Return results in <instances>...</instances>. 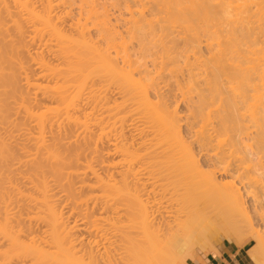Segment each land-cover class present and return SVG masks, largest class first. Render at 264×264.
Wrapping results in <instances>:
<instances>
[{
	"label": "rangeland",
	"instance_id": "obj_1",
	"mask_svg": "<svg viewBox=\"0 0 264 264\" xmlns=\"http://www.w3.org/2000/svg\"><path fill=\"white\" fill-rule=\"evenodd\" d=\"M1 1H3V3ZM19 1L22 2V1H29V0H19ZM41 1L40 0H30L27 3H28V6L30 9L34 8V10L37 11V13L39 12V14H40L43 10L45 11V9L43 8L44 7L43 3L45 1L44 0L42 2ZM55 1L56 0H54L53 2H55ZM87 1H89V2L92 1L90 4H92L93 6H91L89 4V2L86 3V5L84 4L85 6H82V8L84 7L83 9L85 11L82 8H80L81 10L78 9L79 6L77 4H79V3L76 2L75 6L70 5L71 8L69 7V3H67L68 5L65 4L64 8H62L63 7L62 5H61V7H59L60 5H58L59 8L57 6L51 7V10L49 12V16L52 15L50 18L52 19L51 23H53L55 26L54 29H56V27H57L58 30H56V31H59V33L61 32L64 35V38L67 37L68 39H70V38L73 39L75 42V45H76V41H77V46L80 48L79 49L80 51H79L78 49L75 48L77 46H75V45L73 46V40H72V45L70 43L71 46L69 45V42L64 43L66 47L68 45L71 48L73 47L72 49H68V54L71 53V55H66V54H64L65 51H63V49H60V46L59 47L56 46V44H57V41L55 39L56 37H54L53 33L49 32L50 31L49 29L44 30L45 28L40 26L39 23L36 24L37 22L35 23V22H33V20L31 21L29 18H27L28 15H27V13H25L26 11L25 10L20 11L22 9H20L17 5H15L16 3H13L14 0H0V5L2 6V7H0V10H1L0 11V17L2 18V15H3V18L0 19V29L2 30L0 32V34H1L0 37L2 39V40H0V45H1L0 50L2 51V52L0 51V55L2 56V53H3V56L5 54H7V58L10 57L7 60H10L13 62V64H12L11 62H9V61L7 62L5 60V63L6 64L8 63V64L7 65L2 64V66H1L3 68L5 67L3 70L4 76L6 75L5 78H7V75H9L12 78L10 79L8 76L9 80H6L5 78H4L5 79L4 81L0 80V86L3 82L5 83V84H2V86H1V88L3 87L4 91H1V88H0V96L2 95L0 98V102L3 104V105L0 104V108L2 109L0 111V143H2V141H3L5 146L8 145L7 148L11 147L10 149L8 148V150H10V151H8L10 153V155L7 158V160H5L6 162L7 161H9V162L8 163L0 162L1 163L0 166L2 167V168L0 167L1 168L0 174L1 173L4 174V175L2 174L4 177H2L0 175L2 177V178L0 177V210H1L0 211V220H2L1 218L3 216L1 214L3 211V205H2L3 203L2 202L5 199L4 200L5 205H6V203H8L6 206L8 208L7 209L8 213H10L9 215L12 216V218L14 217L13 219H10L12 227H14L15 229H18V228L20 229L23 226L25 228L24 229L22 227L23 230L21 231V232H23V233H21V240H23L24 242H28L30 237H33V236L35 237V238L34 237L33 238L37 240V243L40 245V248L43 251H45L46 254L48 255L47 260L45 261L47 264H60L59 262H62V264H63V263L68 262L67 258H70V259L76 258L77 260L79 258H81V259H83L84 263L87 262V255L84 252V247L88 242L91 243L94 240V237H93L94 232L92 231L93 228L90 230V225L87 226L84 223L87 221V218L90 221H93V219H95L96 217H98V219L102 218L104 221H102L100 223L103 226V228L108 230L107 231L108 233H112L113 230L116 229V227L119 228V226H122V224L125 223L124 221L126 220L125 218H127V217L121 211H112L108 207L112 206V208H114V204L116 202H118L121 198H124L122 196H124V194H125V191H124L125 188L130 189V190L127 189L129 191H126L128 194L132 193V188L134 186V183L135 182L137 183L136 178L139 177L136 175L137 173L135 174V172H136V170H139L138 166L141 165V163L138 162L135 157L140 155L147 148L146 146H148V144H150V140L152 138H155V134H157L156 131L161 130V129H159L158 126H156V125H158V118L161 119V117L166 115V114L170 115V118H172V116H173L172 119L175 121L174 123L179 125V126L178 125L176 126V124H175L177 131H178V134H180L179 136H181V137H178L175 134H173L176 136V137L174 136V139H173V135L171 134L172 137H170L171 139L169 138V141L170 140H172V141L176 140L177 141V140L182 139L186 143V145L187 144L190 145V147L193 149V152L195 153L194 155H197V156H195L196 159L198 158L199 154L197 153V148H196L197 146L195 144H192V142H193V138H192L193 132L192 131H197L201 127V125L204 123V120H203L204 117L201 116V114H202L201 112L206 110L205 112H203L204 114H206L207 110L210 107L208 109L206 108L203 111L200 110L201 112L197 110L198 109L197 107H199L200 102L201 103H202V101L205 102L206 98H208V100L210 98V101H211V99H213V101L215 102L214 103L215 107H216V104H219V101L216 100L218 98V96L215 99V97H213L215 95V93L212 92V94H210L211 93L210 91H212V90L210 89V87H208V83L206 81L204 82V80H203L205 75H203L204 73H203L202 68L206 70V68H204V67H206L205 63L207 64L211 60L210 56H213V52L214 51L218 52V50H221L222 47L221 48L219 47V49H218V47L215 46L217 43L219 44L221 39H223V38L225 39V40L223 39L224 41L222 40L220 42L221 45L224 46L225 48H227V46L230 43L234 44V41L233 42L230 41V43H229V39H228V37H226L227 35L225 36L226 33L223 32L225 30L228 31V28H229V30L231 28L234 29V32L237 31V32H235V35H234L235 38H233V36H231V37L234 40H236V43L239 41L237 43L238 47L236 44H234L236 46H234V45L232 46L230 44L232 46L231 51L233 52V54H235V53H238V51L235 52V50L240 49L239 51L242 52V56L245 55L244 60H242V57H240L241 60L240 59L239 60L241 61V63L237 59L238 56L234 57L236 54L233 56L234 58L231 56L230 59H232V58L234 59V60L232 59V62L234 61V64H236V61L238 60L237 62H239V64L243 67V69H244V67L250 69L249 70V72L251 74L250 77L252 78L251 80H249L248 89L245 92L246 93L245 94L246 100H245L244 106H243V103L241 104L242 106L240 105V103L238 105V109L241 110L239 112L245 113L248 117H250L252 115V113H254L255 111H258V110L264 108V75H263L264 74V15L263 14L260 15V13L256 11L257 8L255 10L256 6H253V5H252V7H251V5L249 6L251 11L247 13L248 15L247 14L241 15L240 13L237 15L236 10H238V8L239 9L242 8L246 4V0H237L236 2H234L232 4V10L229 13L230 15H228V14H227V16L225 15V18H224L225 20H224L222 18L224 16L220 15L221 17H219V15H218V13L219 14L221 13V7H222L220 5L221 0H219L220 2L218 0L217 1L212 0V2H210V3H212V5L210 4L209 6L212 7L213 11H212V9H209L208 11L211 10V12H209V13H211V15L209 13H207V8L209 6H207V8H205L204 11L200 10L201 6L199 4H201V0H200V3L198 2L199 0H197V1L192 0L191 3L189 2L191 0H189V1H187V4L184 3V0L183 1L180 0L181 3H180V1H177V0H167L168 3L166 2V0H165L166 3L162 2V0L161 1L159 0L160 2L158 0H156L159 3L162 2L160 5L155 0H149L148 4H150L152 6L151 8L155 11V8H154L155 5L154 4H156L157 5L156 8L159 7V11L158 12L157 11H155V12L150 11L149 13H152V14H148L147 11H144V13H145V15H143V17L145 16L144 21L147 20V22L149 21V23L151 21H154L155 23L154 22L150 23V26H152V27L154 26V28L156 26H157L156 28H158V25L161 26L160 28H162V27H164V24H166L167 25L166 28L173 31L172 36H170V38L172 37V43H174L173 42L174 40L178 43V44H176V42H175L176 45H172V46H174V47L176 46L178 48L174 49L173 47H171V48H173L172 51L175 50L174 53H172L171 49L168 48L169 52L171 54L170 56H169V53L166 54L167 52L164 53L163 51L158 50L159 51L158 53L160 55H162V57H161L160 55H158V53L156 54L158 57L160 56L159 61L161 59H163V56H165V55L167 56V58L163 59L164 61L162 60L163 62L160 61V63L165 62L164 65L161 63L163 65V67L162 66L159 67V65H158L159 61L156 60L158 62L157 64L155 63L157 69L156 68L154 69L153 66H152L153 70H152V68H150L151 65H153L152 59L154 58V56H152V59H149V61H148V59L145 60V61H148V62H145L148 64V65L145 64V67L147 70L149 68V71L152 74L151 76H149V78L153 77L151 79H153V80L156 79L153 81L152 84L150 82L152 80L147 79L148 77L144 76L145 77L144 78V77H142V75H141V77H139L140 75H138L139 74L138 72H136V73L130 72L131 76L133 75L132 76L133 80H128V78H127V80H128V85H127L128 87H127L125 84H123L125 82L127 83V81L122 80V77H127V76H124V74H122V73H125L127 71V66L121 67L120 62H118L117 66L114 67L115 72H114V69L113 70L111 69V71L109 70V72L106 70L104 72L102 70L98 71V69H97V71L94 72L92 70L93 69L92 67H91L92 69H90V67H89L90 64H87V62H85V61H80V58H81V60H83L84 59L83 57L84 56L86 57V53H87V47L83 46L85 44L81 43L80 38L83 37V41L87 39L86 42L89 40L90 41L89 45H91L90 43H92V46H94V47L105 48V42L103 44L102 39H104V41H105L107 35H109V34L113 35V33L115 34V32H119V33L121 32V34L123 35L122 38H124V36H125L127 39L124 38L125 39V41H124L122 39L117 38L119 41L116 39V42H117V43L115 42L117 44L116 46L125 42L126 47L127 46L128 47L126 48L124 46L125 45V43H124V44H122L121 49L126 48L129 51L134 49L133 51H136L135 49H137V46H135V45L138 42V40H134L131 37L126 36L122 32L124 29L122 27L123 23H121V21H119L121 23V25L120 24L117 25L114 22V20H116V18L120 14H122L123 19L128 18L129 14L127 13L128 14L127 15L125 12H123L124 8L122 6L123 2H120L121 0H115V1H113V0H95V1L94 0H86V2ZM144 1L147 3L146 0H144ZM150 1H153V2H150ZM53 2L51 4L56 5ZM115 2H116V5L120 4V3L121 4L116 6ZM178 2L180 3V5H178L179 4ZM185 2H186V0H185ZM188 2L190 4H192V6L196 9H192L193 7H191V5ZM214 2L217 4H215ZM94 3H96V4L94 5ZM173 3H174V5H173ZM175 3H177L178 7L176 6ZM218 3H220V4H218ZM168 4H171L172 6L168 5ZM184 4H185V6H187V5H189V6H187L185 8ZM66 5L68 6V8ZM87 5H88V8L86 7ZM166 5H167V7H166ZM89 6L92 7L91 8L92 10L96 9L98 6V8H97L98 10L96 9L98 12L95 10L98 13V15H101L100 13L106 12L105 13L106 15H103V16L105 18H106V16L109 17L108 18L109 21L111 20L110 24L111 25L113 24L112 25L113 27H115L117 25V27L113 28L114 30H112V31H111V29L106 31V33H105L106 35L103 34V36L102 35L100 36L97 33V31L95 30L96 27L94 29L93 28L94 26L92 25L93 22H95V21H93L94 20L93 18L96 16V12H95V16L93 17L92 10H91V13L89 11L90 10ZM163 6H165L164 8L166 10L168 8L169 11L167 10V12H166L164 10V8H162ZM180 6H181V8H180ZM183 6H184V8H183ZM213 6L215 7V9ZM4 7H6V8L3 9ZM75 7H78V8H75ZM172 7H174V8L172 9ZM40 8H42V9H40ZM52 8H53V10H52ZM55 8H56V10H55ZM137 8L140 9V7H137ZM137 8L136 9L134 8V10H132L133 12L135 11V13H133V15H134L133 18H135V16L136 17L139 16V14L136 12ZM182 8H183V10H182ZM2 9H3V11L6 10L8 12L7 13L8 16L10 15L11 17L10 16L6 17V14H5L6 11L3 12ZM64 9H66V10L69 9L68 13L70 12L71 14H66L64 16V14H65L64 11H66ZM177 9L178 10L180 9L179 10L180 12ZM261 9H264V7H262ZM86 10H88L89 13ZM101 10H103V11L101 12ZM156 10H158V8ZM171 10H172V13H171ZM176 10L178 12H176ZM190 10H192V11H190ZM194 10H195V13L193 12ZM44 11L42 12V14H44ZM82 11H84V12H82ZM196 11H198V12L200 11V12L197 14ZM217 11H219V12L216 13ZM262 11H264V10H262ZM169 12L171 13V15L169 14ZM183 12H186V14ZM187 12L190 13L192 16L188 15ZM201 12H202V15H201ZM212 12H213V15H212ZM66 13H67V11H66ZM79 13L84 15V16L86 14L87 17L89 15L90 16L92 15L91 16L92 18H90V16H89L88 19H91L93 22H91V20H89L87 22L86 19L84 20V16L78 15ZM136 13L138 15H136ZM203 13H204V16H203ZM168 14L170 17L168 16ZM184 14L187 15L186 16L187 18L184 17L185 16ZM222 14H224V13H222ZM77 15L81 16V18H79ZM86 16H85V18H87ZM103 16H101L102 17L101 19L104 18ZM194 16H195V18H194ZM211 16L214 18H210ZM98 17L100 18V16H97L96 17L97 20L95 19L97 23H99ZM112 17H113V19H112ZM218 17H219V19H218ZM78 18L80 19L79 20L80 24H83L84 22H86L85 24L89 25V26L88 25L85 26L83 24L84 28L86 27L85 31H86V29H88V30H87V32H85L86 34H83L82 37H80L79 36L80 34H78L80 32H77V31L75 32V30H76L75 28H77V30L79 28H83L82 25H81L82 27L78 26L79 28L75 27V23L77 22ZM139 18H140V16H139ZM139 18H137V19H139ZM165 18L166 19L168 18V19L166 20ZM193 18H194V20H193L194 22L192 21ZM196 18H198V19H196ZM242 18H244V19H242ZM9 19H11V20H9ZM173 19H175V22ZM178 19H180V21H183V22H181L182 23L181 29L179 27L180 23L177 22ZM201 19H203V20H201ZM222 19L224 20L225 23L223 22ZM237 19H238V22H237ZM159 20H161V21H159ZM185 20H188V21L184 22ZM242 20H244V21L242 22ZM11 21H13V22L15 21L14 23H19L20 25L19 24L18 25L20 27H22L21 31H20V34L21 33L22 34L20 36H19V34H17L18 36L16 35V33H17V32H15L16 29H15V27L12 26L13 22H11ZM164 21H168V23L164 22ZM209 21H211V23H212L211 25L209 24L210 23ZM1 22H3V26L1 24ZM147 22H145V23H147ZM219 22H221V23H219ZM240 22H241V24H240ZM79 23L78 24L76 23V24L80 25ZM90 23H92L91 26H90ZM149 23H147V24H149ZM171 23H172V25H171ZM216 23L218 25H221V26H218ZM114 24H116V25H114ZM154 24H156V25H154ZM173 24H174V26H173ZM190 24H191V26H190ZM225 24L227 25V27ZM229 24H230V26H228ZM72 25H74V26H72ZM138 25H142V23H139ZM192 25H194L193 26V32H192V30H190V29H192ZM142 26H143V28H142ZM142 26L140 28L142 30V32L146 31L147 28L149 29V27L145 28L144 25H142ZM207 26H208V28H207ZM88 27H90L91 30ZM194 27L196 28L197 32H194ZM204 27H206V28H204ZM36 29H37V31L35 32ZM140 29H138V31H140ZM202 29H203V31H202ZM208 29H210V30H208ZM217 29H218V31H217ZM242 29H244V31ZM47 30H49V31H47ZM186 30H188L189 35L183 34L184 32H187ZM46 31L49 33H47ZM78 31H80V29ZM180 31L182 33H180ZM212 31H213V33H215V31H216V33H219V36H222V37L220 38V37H217L218 35H215L218 39L219 38L220 39L219 40L217 39L218 42H216V40H215V42L214 41L212 42V40H211L213 45H209V46L212 48H210V47L207 48L208 44L206 45L205 38H206V42H208L207 40L209 38H207L206 32H208L207 35H211ZM193 33H195V35L197 34V36L194 35V39H193ZM157 34L159 35L158 32H157ZM52 35L54 38L52 37ZM98 35H99V37H98ZM112 35L109 36L108 38L112 37ZM183 35H185V36H183ZM186 36L188 39L192 38L193 40L198 41V42H196V43H198V44H196L197 45L196 48L194 47L195 50L191 51L192 48H189L188 45H187V47L190 50L189 51L186 50L187 49V47H186L187 42L185 44V40H184V37H186ZM78 37H80V38L75 41V39ZM102 37H104V38H102ZM117 37H119V36H117ZM197 37L199 40L197 39ZM98 38H100V40H98ZM173 38H174V40H173ZM236 38L239 40L237 41ZM130 39L133 41H131ZM65 40H67V39H65ZM65 40H64V42H67ZM70 40H68V41H70ZM226 40H227V42H225ZM240 40H242V42ZM1 41H2L4 46L1 44ZM78 41L80 42V44H78L79 43ZM130 41H131V43H130ZM118 42H122V43L118 44ZM144 43H146V41ZM242 43H244V44H242ZM7 45H11L10 49L12 52L10 51V49L8 48L9 46H7ZM79 45H82V46H79ZM167 45H169V43ZM230 45L228 48H231ZM2 46H3V48H2ZM120 46H118V47H120ZM239 46H240V48H239ZM82 47L85 48V49H83L84 51L86 50L85 52H83L81 50ZM118 47L116 48L117 50L120 49ZM4 49L5 50L7 49L5 51V54H4ZM58 49H60V50H58ZM123 49H122V51H123ZM165 49L167 50V47ZM176 49L178 52H176ZM61 50H62V52H61ZM70 50H72V51H70ZM76 50H78V51H76ZM183 50H186V52ZM222 50H225V49H222ZM58 51H59V53H58ZM133 51H131V53ZM160 51H161V53H160ZM72 52H74V53H72ZM81 52L83 55L79 54ZM110 52L112 53V54L110 53L111 58H112L114 53H113V51H110ZM156 52H157V49L154 51L153 54H155ZM217 52H216V55H217ZM219 52H218V55H220ZM227 52L228 51L226 50V53ZM78 54H79L80 58L77 56ZM87 55H88V53H87ZM66 56H67V58H69L68 60L66 59ZM137 56L139 57V55H137ZM137 56H135L134 58H136ZM4 57H5L4 59H6V56H4ZM61 57H63V58H61ZM77 57L79 58V60ZM226 57L228 58L230 56L227 55ZM226 57H225V59H226ZM11 58H13V59L11 60ZM72 58H74V59L72 60ZM209 58H210V60H209ZM246 58H247V61L245 60ZM155 59H157V57H155ZM166 59L169 63H167ZM170 59L171 60L173 59V60L171 61ZM1 60H2V58H1ZM75 60H76V62H75ZM196 60H198V62ZM69 61H71L72 63ZM78 61L80 62L79 64H81V70L83 72H80L81 70L79 71L80 68H79V66H77ZM150 61H152L151 62L152 64L150 63ZM242 61H245V62H242ZM66 62H67V64H66ZM81 62L82 63L85 62L86 65L82 66ZM229 62L230 61H228V64H229ZM9 63H11V64H9ZM149 63L151 65H149ZM201 63H204L205 66ZM208 64H207V67H208L207 69H209ZM8 65L9 66L11 65V68ZM66 65H67V67H66ZM68 65H69V67H68ZM46 66H48V67H46ZM84 67L86 69H84ZM93 67H95V65ZM118 67H119V69H117ZM158 67L162 68V69L159 70ZM6 68H7V70H6ZM44 68L46 70H48V69L52 70L51 72H53V70H55V73L59 72V74L54 73L55 74L54 75L51 73L52 74L51 75V74H49L50 71L48 72ZM77 68H79V69H77ZM56 69H58V70H56ZM67 69H69V73L71 71H73V73L70 74V75H72L71 76L72 79H71L69 77L70 76L69 73L65 72L67 74V75L65 74L67 76L66 81L69 80L70 83L71 82H73V83L70 84L67 82V84H69L71 86L68 85L67 88H69L70 90L65 89V91L67 92L69 90L68 92L70 94L67 93V95H66V92L63 91L65 93V96H63L64 93L61 92V95L63 96L62 97L59 92H58L59 94H57L55 92L58 91L57 89L60 85L61 86L63 85L60 83H63L61 81H64V79H65V77L63 76V74H64L63 71H68ZM71 69H73V70H71ZM76 69L79 72H75ZM120 69H121V71L122 70H124V71H122V73H121ZM129 69H128V71H129ZM87 70L91 71L89 75H88V73L86 74V72H89ZM130 70L132 71V68ZM154 71L155 72L157 71V75H159L158 77H156L157 75H154L155 74ZM159 71H160V73L158 74ZM43 72H47V73H43ZM60 72H62V74H60ZM74 72L76 74H74ZM110 72H112V73L110 74ZM118 72L121 74L122 77L118 74ZM78 73L79 74L81 73L82 75H85V74L86 75L83 76V79H81L82 75L80 74L81 75L80 78L76 79L77 77H79ZM117 74L121 78H119V76H117ZM57 75L59 76V78H57L58 77ZM73 75H75V76H73ZM61 76H62V78L64 77L63 80L60 79ZM123 81H125V82H123ZM130 81H132L133 83H131ZM224 81L225 80H223V82ZM80 82H81V84H80ZM223 82H222V85L226 87V85H224ZM14 83H16V84L14 85ZM26 83H28V84L26 85ZM205 83H207V85ZM224 83L226 84V82H224ZM32 84L34 86L39 85L43 89L38 88L39 86L37 88L33 87ZM65 84L63 86H65ZM4 85H7V86L4 87ZM11 85H13L12 87L14 89L11 87ZM124 85L126 88L124 87ZM230 85H231V87L235 88V92L231 93L226 88L228 93L225 91L224 96L222 95V97H226L225 96L226 93L227 94L231 93V95H232L233 93L235 94V93L240 92L241 88H239L240 90L236 89L237 83H236V85H233L231 83L228 84V86H230ZM44 86H45V88H44ZM52 86L56 87L55 92L53 91L54 89ZM146 86H148V88ZM238 86L240 87V85H238ZM7 87L8 88L10 87L11 89L10 88L8 89ZM206 88H207V92H206ZM142 89H145L144 92H146L147 97H148V98L146 97V102L144 100V98H145L144 94L145 93H143ZM120 90L121 91L123 90V92L129 91V93L125 92L126 93V97H125V93L121 94ZM208 93L210 95H208ZM72 94L73 95L77 94L78 96L76 95L73 97ZM204 94L206 97L204 96ZM59 95L61 97H59ZM211 95H213V96H211ZM130 96L132 97V99ZM235 96H238V95H235ZM65 97H67V98H65ZM199 97H200V99L204 98V100L199 102V100H200ZM62 98L67 99V100H64V99L62 100ZM227 98H228V96H227ZM227 98H225V99H227ZM69 100H70V102H69ZM71 101H72V103H71ZM147 101H149V102H147ZM67 102L70 104H68L69 107L66 105L67 106L66 110H68V111H66V113H65V109H64L65 106L64 105L67 104ZM206 102H207V99H206ZM144 103H146V104H144ZM149 104H151L154 107L155 106H157V107L152 108V106ZM202 105L203 104H201L200 107ZM149 106H151V107H149ZM46 107H52V109H53V107H55V109L57 108L56 110H58V111H50V112L43 114V112L45 110L44 108H46ZM200 107H199V109H200ZM215 107H211L210 109L214 110ZM149 109L150 110L152 109V115H153V113L155 114L158 112L159 116L155 114L153 117H151L152 115H150L151 112L149 113V111H150ZM153 109H155V110H153ZM155 111H157V112H155ZM164 111H166V113ZM29 112L32 114L33 113L34 114L42 113L43 116L41 115V117H40V115H38V118H40V119H38L37 117H34L35 118L34 119L32 114H31V116H32V118H31ZM147 112L149 113L150 116L147 114ZM123 116H125V117H123ZM154 118H155V120H154ZM174 118H176V119H174ZM257 118H259V117H257ZM73 119H75V120H73ZM153 120L155 121V123L153 122ZM116 122H118V123H116ZM160 122H159V124H160ZM90 124H92V125H90ZM150 124H152V125L150 126ZM246 124L250 127L256 126V120H252V118H249L246 120ZM258 124L262 128L264 127L263 122L261 124V122L258 121ZM210 125H211V123L207 126V129H210ZM159 126H161V124ZM154 129H156V131ZM115 133H116V136H115ZM121 135H123L124 137L122 138ZM190 136H192V137H190ZM98 137H101L102 139L98 138ZM119 137H121V139H119ZM179 138H181V139H179ZM95 139L96 140L98 139V140L95 141ZM122 139H124V140H122ZM120 140H122V141H120ZM138 140L139 141L141 140V141L139 142ZM142 140L145 141V146H143V148L144 147H146V148L143 149L141 146H139V149H138V147H137L139 145L138 143H141ZM36 141L39 142L40 144L39 143L37 144ZM135 143L138 145H134ZM189 143H191V144H189ZM250 143L251 142L247 143V145ZM113 144L117 147V149H116V147H113ZM130 144L132 147H130ZM38 145H41V146H39L40 148L38 147ZM118 147H119V149L120 148L121 149H120V151H117V153H115L116 150H119ZM114 148H115V150H114ZM123 151H124V153H123ZM48 153L50 154V156L47 155ZM36 154L38 156H36ZM55 154L57 155V157L59 159L58 161H54V159H50V158L54 157V156L52 157L51 155H55ZM10 156H12V158ZM10 158H11V160H10ZM134 158L136 159V161H134L135 160ZM52 160H53V162H52ZM118 161H119V164H117ZM113 162L115 163V165L117 164L120 167L117 165L113 167V164H112ZM122 162H124V163H122ZM137 162L140 165H138ZM18 163H19V165H18ZM55 163H57V164H55ZM107 163L109 165L111 164L112 167L110 168V170H107L105 172L107 166L104 167L101 165H108ZM86 165L87 166L89 165V168L91 166L90 169H93V170L95 169L94 172L96 174H98V177L103 179L102 180L103 182H101V183L96 182L97 183L96 184L95 181H98V180H95L96 178L92 176V173L90 174L89 171H92V170H89ZM112 168H113V170H112ZM75 171H76V173H75ZM73 172H74V174H72ZM115 172H117V173H115ZM142 173L143 172H141V174ZM56 174L58 175V177ZM111 174H113L112 175L113 177H111ZM145 175L146 174L143 173V175H140V176L142 178V176H145ZM107 177L108 178L111 177V178L108 179ZM143 178L142 179L145 180V178H147V176L143 177ZM216 178L218 180H220V179L224 180L223 176L216 175ZM101 179H100V181H101ZM111 179H114V180L112 181ZM109 180H110V182H108ZM9 183H10V185H9ZM42 184H43V186H42ZM85 184L90 186L91 188L86 187ZM123 186L125 188H123ZM39 187H40V190L42 188L44 190H47L46 192L44 191V193L46 194L45 197H47L46 201L50 202L49 205L52 204L50 206L51 207L53 206L52 208H53V210H55L54 211L55 215L57 214V216H58V217L57 216L56 217L57 218L60 217L57 220L58 221L60 220V222H61V224L59 223L60 226L58 224L57 228L55 227L56 233H58V231L60 229L62 231V232L60 231V233H58L59 236L56 235L59 238L58 240L60 241V242L59 241L58 242L61 244L51 245V244L47 243V245L50 246V251H47V250H49V247L45 243L43 245L44 240H46V238H47V236H45V235H47V233H49V231H50V228L48 227L47 222L45 221L46 219L44 218L46 216L45 215L46 213L43 212V210H42L43 208L42 209L40 208L41 211L39 210L40 211L39 213H41V214H39L41 216V218H39L38 215H37L38 219L32 218V217L37 218L36 215L34 216V214L37 210L33 206L31 198H37V197L40 198L41 195H45L42 192L43 189L41 191L42 194H41V192L40 193L38 192ZM119 188L120 189L123 188V189H121L122 192L119 191L120 190ZM257 188H258V186H257ZM257 188H256V191L251 190L252 192L257 193V195H253V194L245 195L246 193L241 191L243 194L244 207L246 209L244 215H242L241 213L232 209L231 206L227 202H224V201L221 202L219 204L220 205L219 208H217L215 210H210L207 213V216L210 218V220L212 222V224H210L209 226H212L215 222L217 223L224 218L228 219L229 222L228 223L226 222L227 224L226 223L220 224L221 226L219 229L221 231H217L218 234L214 233L215 231L213 230V227L215 225H213L212 228L209 227L208 229H205L204 230L205 232H203L201 237L195 238V239L192 238L191 239L192 242L190 239H188V240H190V242L188 241L189 244L186 242V247L182 251H179L172 256L171 255H165V256L159 255L158 256V258H159L158 264H187L188 261L192 260L198 254H204V255L207 254L208 252L212 251L218 244H220L223 241L238 243L239 241H242L246 238L248 240H252V238L249 236L252 234L251 232H253V230L258 231L261 235L263 234V236H264V227L262 225L263 223L259 220V217H258L259 213L264 212V209H262L260 211L259 210L260 206L259 205L255 206V204L257 205L255 200H263L264 198L262 197L263 195L261 193V189L260 188L257 189ZM66 196H68V197H66ZM2 197H3V200H1ZM143 199L145 200L144 197H143ZM253 202H255V204H253ZM165 203H166L165 205H166L168 211H171L174 209V206H172L170 202L166 201ZM253 206L255 208H253ZM205 207H206V205L200 206L201 209H204ZM108 210H110V211H108ZM32 214H33V216H32ZM123 216H125V217H123ZM170 216H172V215H170ZM42 217L45 219L44 221H43ZM175 217L176 216L174 215L169 219L170 224L172 226H175V224L178 222V221H176L178 216L176 217V219H174ZM180 220L181 219H179V221ZM90 221H88L87 224H91ZM16 222H18V223L16 224ZM44 222L46 223L47 226L45 225ZM93 223L94 222H92V224ZM100 223L98 222V224H100ZM77 224H79V225L77 226ZM80 224H81V226L83 225V228L80 226ZM92 224H91V227H94V225L92 226ZM74 226L76 227V230L74 229L75 228ZM72 227H74V228L72 229ZM69 228H70V230H69ZM79 228L82 230H80ZM64 229H65V231H64ZM44 232H45V234H44ZM60 236H63L64 238L61 239L62 237H60ZM43 238H44V240H43ZM0 241H1V238H0ZM252 242L254 245L256 244L255 241L252 240ZM62 243H63V245H62ZM116 244H118V243H116ZM62 246H63V249H62L61 254H63V255L59 254L61 252L60 249ZM105 246H107L109 248L108 252L112 251L113 250L112 248L115 249V246H112V245L111 246L105 245ZM4 247L5 246L2 245V247H0V250L2 249V251H3ZM110 247H111V250H110ZM58 248H60V249H58ZM66 251H67V253H66ZM102 251L103 250H101V252ZM48 252H49V254H48ZM58 254L61 255V257H63V258L65 257L66 259L65 258L59 259ZM72 254L74 257L72 256ZM50 256L52 257L51 260L52 261L54 260L55 262L53 261V263H50V262H52L50 260ZM261 257L264 259V251L262 252ZM68 264H69V262H68Z\"/></svg>",
	"mask_w": 264,
	"mask_h": 264
},
{
	"label": "bare ground",
	"instance_id": "obj_2",
	"mask_svg": "<svg viewBox=\"0 0 264 264\" xmlns=\"http://www.w3.org/2000/svg\"><path fill=\"white\" fill-rule=\"evenodd\" d=\"M30 1V0H29ZM29 1H19V0H14V2L13 3H16L15 5H17L20 9H22V10H20V11H23V10H25L24 12L25 13H27V15H28V17L27 18H29L31 21L33 20V22H37L36 24H40V26H42V27H44L43 29L44 30H46V29H49V30H47V31H49V32H51V33H53L54 34V37H56L55 39H56V41H57V44H56V46L57 47H59L60 46V49H63V51H65V53L64 54H66V55H71V53H69L68 54V49H72L71 47H69V45H70V43H71V45H72V40L73 39H71L70 37V39H68L67 37H65L64 38V35L62 36L60 33H59V31H56V30H58L57 29V27H56V29H54V24L53 23H51L52 21V19L50 18L51 16H49V12H50V10H51V7H58V5H60L59 7H61V5L63 6L62 8H64V6H65V4H67V3H69V7L71 8V6L70 5H74L75 6V3L76 2H78L79 4H77L78 6H79V8L78 7H75V8H78V9H80V8H82V6H85L86 5V3H88L89 1H87L86 2V0H56L55 2H53L54 0H44L45 2L43 3V5H44V9H45V11H44V14H42V12L39 14V12L37 13V11H35L34 10V8H32V9H30L29 8V6H28V3L27 2H29ZM41 1V0H40ZM43 1V0H42ZM41 1V2H42ZM95 1V0H94ZM113 1H115V0H113ZM112 1V2H113ZM147 1V3L144 1V0H121L120 2H123V8H124V11L123 12H125L126 14L128 13L129 14V19L128 18H124L123 19V16H122V14H120L117 18H116V20H114V22L117 24V25H121V23H123L122 24V27H123V33L126 35V36H129V37H131L132 39H134V40H138V44L136 43V45L135 46H137V49H135L136 51H133V50H131V51H133L132 53H131V51H129V50H127L126 48L128 47H126V43H125V49H123V51H122V49H121V47H122V44H124V43H122V42H118V44H120V43H122V44H120V45H118V46H120V47H118V46H116L117 44V42H116V39L117 38H119V39H122V40H124L125 41V39L124 38H126L125 36H124V38H122L123 37V35L121 34V32L119 33V32H115V34L113 33V35H112V37H110V38H108L109 36H111L110 34L109 35H107L106 36V39H105V41H104V39H102L103 40V44H104V42H105V48H100V47H94V46H92V43H90L91 45H89V40L86 42V40H84L83 41V34H86L85 32H87V30L88 29H86V31H85V28H84V26H83V24L85 25V26H87L85 23L86 22H84L83 24H80L79 23V18H81V16H78V15H82L83 13L82 12H84V11H82L81 13L82 14H78L77 16L79 17L78 18V20H77V24L79 23L80 25H77L76 23H75V27H82L83 26V28H79L80 29V31H78L77 30V28H75L76 30H75V32L77 31V32H80V33H78V34H80L79 36L80 37H82V38H80V37H78V38H76L75 39V41L77 40V39H79L80 38V40H81V43L83 44H85V45H83L84 47H87V53H88V55H87V53H86V57L84 56L82 59L83 60H81V58L79 57V54H82V52L81 53H79L77 56L80 58V61H85V62H87V64H90V69H92L94 72L95 71H97V69H98V71H108L109 72V70L111 71V69L113 70L114 69V67L115 66H117V64H118V62H120L121 63V67H125V66H127V71L125 72V73H122V71H124V70H122L121 71V69H120V71H121V73L122 74H124V76H127V77H122L121 76V74L118 72V74L122 77V80H125V81H127V83L125 82V81H123V82H125V83H123V84H125L126 86L128 85V80H133V78H132V76H131V73L130 72H132V73H136V72H138L137 74L138 75H140L139 77H141V75H142V77H148L147 79H150V80H152V81H150L151 82V84L153 83V81L154 80H156V79H151V78H153V77H150L149 78V76H151L152 74H151V72L149 71V68H148V70L146 69V67H145V64H147V63H145V62H148L149 61V59H152V56H154V58L152 59V61H150V63L152 62L153 63V65H151L150 63H149V65H151V67L150 68H152V66H153V68L155 69H157V67H156V64L158 63L156 60H158L159 61V58H160V56L162 57V55H160L158 52V50H161V51H163L164 53H166V54H168L169 53V56L171 55L170 54V52H169V49H171V52L172 53H174L175 52V50L174 51H172L173 50V48L175 49V48H178V47H174V46H172V45H176V44H178L175 40H174V38H173V42L174 43H172V37L170 38V36H172V32L173 31H171V30H169V29H167L166 27H167V25L166 24H164V27H162V28H160L161 26H159L158 25V28H154V26L152 27V26H150V23L151 22H154V21H151L150 23H149V21L147 22V20L146 21H144V18H145V16L143 17V15H145V13H144V11H147L148 12V14H152V13H149L150 11L152 12H155V11H159V7H157L158 8V10H156L157 8H156V4H154L153 6H154V8H155V11L151 8L152 6L150 5V4H148V1L149 0H146ZM156 1V0H155ZM154 1V2H155ZM159 1V0H158ZM161 1V0H160ZM159 1V2H160ZM177 1H180V0H177ZM176 1V2H177ZM183 1V0H182ZM187 1H189V0H186V2H185V0H184V3H186L187 4ZM194 1V0H193ZM197 1V0H196ZM215 1H217V0H215ZM219 1V0H218ZM237 0H221V4L220 3H218V4H220L222 7H221V13L219 14L218 12L219 11H217L216 13H218V15H219V17H221V16H224V17H222L223 19L225 18V15L227 16V14L228 15H230L229 13L231 12V10H232V4L234 3V2H236ZM2 3H3V1H1ZM40 2V3H41ZM55 3L56 5H52L51 3ZM92 1H90L89 2V4L91 3ZM150 2H153V1H150ZM157 2V1H156ZM159 2H157V3H159ZM162 2H165V0H162ZM161 2V3H162ZM166 2H167V0H166ZM165 2V3H166ZM170 2V1H169ZM190 3L192 2V0L191 1H189ZM188 2V3H189ZM199 3H200V0L198 1ZM210 2H212V0H201V4H199L201 7H200V10H205V8H207V6H209L210 4L212 5V3H210ZM220 2V1H219ZM1 3V4H2ZM161 3H159V5L161 4ZM168 3V2H167ZM172 3V2H171ZM179 3V2H178ZM180 3H181V1H180ZM180 3L178 4V5H180ZM189 3V4H190ZM215 3V2H214ZM85 4V5H84ZM88 4V5H89ZM96 3H94V5H95ZM99 4V3H98ZM97 4V5H98ZM111 4V3H110ZM121 4V3H120ZM120 4H117V5H120ZM164 4V3H163ZM162 4V5H163ZM176 4V6L178 7V5H177V3H175ZM194 4V3H193ZM198 4V3H197ZM215 4H217V3H215ZM3 5V4H2ZM42 5V6H43ZM68 5V4H67ZM66 5V6H67ZM88 5L86 6L87 8H88ZM91 6H93L92 4H90ZM115 5H116V2H115ZM116 5V6H117ZM158 5V6H159ZM161 5V6H162ZM165 5V4H164ZM168 5H171V4H168ZM173 5H174V3H173ZM191 5V7H193L192 6V4H190ZM195 5V4H194ZM204 5V6H203ZM214 5V4H213ZM251 5V7H252V5L253 6H256L255 7V10H256V8H257V12H259L260 13V15L261 14H263L264 15V11H262V10H264V9H261L262 7H264V0H246V4L242 7V8H238V10H236L237 11V15L240 13L241 15H246L248 12H250L251 10H250V8H249V6ZM40 6V5H39ZM41 6V7H42ZM91 6H89L90 8V13H91ZM99 6V5H98ZM98 6H97V8H98ZM115 6V7H116ZM172 6V5H171ZM170 6V7H171ZM184 6H185V4H184ZM184 6H183V8H184ZM187 6H189V5H187ZM187 6H185V8L187 7ZM258 6V7H257ZM0 7H2L1 5H0ZM58 7V8H59ZM85 7V8H86ZM103 7V6H102ZM105 7V6H104ZM137 7H140V9L139 8H137ZM165 6H163L162 8H164ZM166 7H167V5H166ZM169 7V8H170ZM199 7V6H198ZM197 7V8H198ZM210 7V6H209ZM207 8V13H209V12H211V10L210 11H208L209 9H212V7H210V8ZM214 7V6H213ZM217 7V6H216ZM234 7V6H233ZM6 7H4L3 9H5ZM61 8V9H62ZM67 8H68V6H67ZM96 8V9H97ZM114 8V7H113ZM119 8V7H118ZM121 8V7H120ZM134 8L136 9L137 8V13L139 14V16H140V18H139V16L138 17H136L135 16V18H133V13H135V11L133 12L132 10H134ZM174 7H172V9H173ZM180 8H181V6H180ZM183 8H182V10H183ZM189 8V7H188ZM202 8V9H201ZM261 10H260V9ZM3 9H2V11H3ZM40 9H42V8H40ZM94 9V8H93ZM96 9H94V10H92V14H93V17L95 16V12L98 10H96ZM102 9V8H101ZM104 9V8H103ZM139 9V10H138ZM151 9V10H150ZM191 9V8H190ZM192 9H196V8H192ZM199 9V8H198ZM197 9V10H198ZM214 9H215V7H214ZM237 9V8H236ZM9 10V9H8ZM52 10H53V8H52ZM55 10H56V8H55ZM58 10V9H57ZM64 10H66V9H64ZM71 10V9H70ZM81 10V9H80ZM96 10V11H95ZM164 10L167 12V10L169 11V9L167 8V10L164 8ZM178 10V9H177ZM176 10V12H178ZM1 11V10H0ZM4 11H6V10H4ZM3 11V12H4ZM62 11V10H61ZM66 11H67V13H66ZM66 11H64L65 12V14H64V16L66 15V14H71L70 12L68 13V11H69V9H67ZM73 11V10H72ZM88 13H89V11L88 10H86ZM103 10H101V12H102ZM105 11V10H104ZM113 11V10H112ZM120 11V10H119ZM122 11V10H121ZM139 11V12H138ZM162 11V10H161ZM174 11V10H173ZM186 11V10H185ZM190 11H192V10H190ZM212 11H213V9H212ZM262 11V12H261ZM52 12V11H51ZM63 12V13H64ZM86 12V13H87ZM94 12V13H93ZM98 12V11H97ZM96 12V16L93 18L94 20L93 21H95V22H93L91 19H88L89 18V16L87 17L86 16V14H85V16L87 17V18H85V16L84 15H82V16H84V20L86 19V21L88 22L89 20H91V22H93V24L92 23H90V26H91V24L94 26H92L94 29H95V27H96V31H97V33L101 36H103V34H105L106 33V31H108V30H110L111 29V31L112 30H114L113 28H115V27H117V25L116 24H114V25H116L115 27H113L111 24H110V21H109V17H107L106 16V18L103 16V15H106L104 12V14L103 13H100L101 15H98V13ZM118 12V11H117ZM165 12V13H166ZM180 12V11H179ZM194 13H195V10L193 11ZM197 12V14L200 12H198V11H196ZM235 12V11H234ZM8 12L6 11V17H9L8 16V14H7ZM136 13V15H138ZM171 13H172V10H171ZM171 13L169 12V14L171 15ZM183 13H185L186 14V12H183ZM188 13V12H187ZM192 13V12H191ZM215 13V14H216ZM222 13H224V14H222ZM4 14V15H5ZM118 14V13H117ZM127 14V15H128ZM169 14H168V16H169ZM175 14V13H174ZM173 14V15H174ZM181 14V13H180ZM184 14V15H185ZM210 15H211V13H209ZM88 15V14H87ZM111 15V14H110ZM172 15V16H173ZM176 15V14H175ZM182 15V14H181ZM188 15H191L190 13H188ZM201 15H202V12H201ZM200 15V16H201ZM207 15V14H206ZM209 15V16H210ZM212 15H213V12H212ZM221 15V16H220ZM248 15V14H247ZM13 16V15H12ZM92 16V15H91ZM90 16V18H92ZM97 16H100V18L98 17V22L99 23H97L96 22V20H97ZM101 16H103L104 18L103 19H101L102 17ZM112 16V15H111ZM110 16V17H111ZM115 16V15H114ZM155 16V15H154ZM153 16V17H154ZM179 16V15H178ZM187 15H185L184 17L185 18H187L186 17ZM192 16V15H191ZM198 16V15H197ZM203 16H204V13H203ZM11 17V16H10ZM14 17V16H13ZM12 17V18H13ZM158 17V16H157ZM170 17V16H169ZM168 17V18H169ZM182 17V16H181ZM217 17V16H216ZM219 17H218V19H219ZM237 17V16H236ZM239 17V16H238ZM243 17V16H242ZM2 18H3V15H2ZM1 17H0V19H2ZM137 18H139V19H137ZM147 18V17H146ZM160 18V17H159ZM163 18V17H162ZM167 18V19H168ZM184 18V19H185ZM194 18H195V16H194ZM194 18L192 19V21L194 20ZM199 18V17H198ZM198 18H196V19H198ZM206 18V17H205ZM210 18H214V17H210ZM209 18V19H210ZM227 18V17H226ZM229 18V17H228ZM88 19V20H87ZM96 19V20H95ZM112 19H113V17H112ZM152 19V18H151ZM154 19V18H153ZM158 19V18H157ZM166 19V18H165ZM166 19V20H167ZM171 19V18H170ZM189 19V18H188ZM195 19V20H196ZM217 19V18H216ZM222 19V20H223ZM242 19H244V18H242ZM246 19V18H245ZM9 20H11V19H9ZM66 20V19H65ZM103 20V21H102ZM172 20V19H171ZM174 20V22H175V19H173ZM182 20V19H181ZM200 20V19H199ZM201 20H203V19H201ZM206 20V19H205ZM225 20V19H224ZM224 20H223V22H224ZM240 20V19H239ZM102 21V22H101ZM119 21H121V23L119 22ZM159 21H161V20H159ZM186 21H188V20H185L184 22H186ZM191 21V22H192ZM207 21V20H206ZM213 21V20H212ZM231 21V20H230ZM244 20H242V22H243ZM11 22H13V21H11ZM15 22V21H14ZM12 23V26L13 27H15V32H17L16 33V35L17 34H19V36L22 34H20V31H21V28L22 27H20L19 25V23ZM17 22V21H16ZM81 22V21H80ZM145 22H147V23H149V24H147V23H145ZM157 22V21H156ZM164 22H167L168 23V21H164ZM172 22V21H171ZM177 22L178 23H180V29H181V22H183V21H180V19H178L177 20ZM194 22V21H193ZM196 22V21H195ZM199 22V21H198ZM210 23V25L212 24L211 23V21H209ZM217 22V21H216ZM222 22V23H223ZM237 22H238V19H237ZM96 23V24H95ZM112 23V22H111ZM139 23H142V25H146L145 26V28H147V27H149V29L147 28V30L146 31H143L142 32V30L140 29L141 28V26L142 25H138ZM155 23V22H154ZM161 23V22H160ZM206 23V22H205ZM219 23H221V22H219ZM225 23V22H224ZM1 24H2V26H3V22H1ZM19 24V25H18ZM53 24V25H52ZM208 24V23H207ZM206 24V25H207ZM217 24V23H216ZM227 24V23H226ZM225 24V25H226ZM231 24V23H230ZM230 24L228 25V26H230ZM240 24H241V22H240ZM239 24V25H240ZM15 25V26H14ZM82 25V26H81ZM149 25V26H148ZM154 25H156V24H154ZM166 25V26H165ZM171 25H172V23H171ZM203 25V24H202ZM205 25V24H204ZM209 25V26H210ZM218 25V24H217ZM224 25V24H223ZM72 26H74V25H72ZM89 26V25H88ZM163 26V25H162ZM173 26H174V24H173ZM187 26V25H186ZM189 26V25H188ZM190 26H191V24H190ZM193 26L194 25H192V29H190V30H192V32H193ZM201 26V25H200ZM218 26H221V25H218ZM119 27V26H118ZM121 27V26H120ZM169 27V26H168ZM198 27V26H197ZM223 27V26H222ZM225 27V26H224ZM226 27H227V25H226ZM225 27V28H226ZM89 29H90V27H88ZM92 28V29H93ZM142 28H143V26H142ZM203 28V27H202ZM204 28H206V27H204ZM207 28H208V26H207ZM220 28V27H219ZM74 29V28H73ZM119 29V28H118ZM138 29H140V31L142 32H140V31H138ZM171 29V28H170ZM187 29V28H186ZM201 29V28H200ZM232 29V28H231ZM229 30V28H228V31H223V32H225L226 34H225V36L226 37H228V39H229V43H230V41L231 42H233L234 41V44H236L237 45V43L239 42L238 40L239 39H237V43H236V40H234L233 38H235L234 37V35H235V32H237V31H235L234 32V29H232V30ZM91 30V29H90ZM144 30V29H143ZM196 30V28L194 27V32H197V30ZM205 30V29H204ZM208 30H210V29H208ZM243 31H244V29H242ZM2 30L0 29V32H1ZM37 31V29L35 30V32ZM46 31V32H47ZM182 31V30H181ZM180 31V33H182ZM187 32H184L183 34H188V30H186ZM202 31H203V29H202ZM201 31V32H202ZM207 31V30H206ZM217 31H218V29H217ZM4 32V31H3ZM49 32H47V33H49ZM157 32L159 33V35L157 34ZM5 33V32H4ZM38 33V32H37ZM205 33V32H204ZM203 33V34H204ZM207 34H208V32H206ZM213 31L211 32V35H207L206 34V36H207V38H209L207 41L208 42H206V38H205V43H206V45L208 46L207 48H209L210 46L209 45H213L212 44V42L214 41L215 42V40H216V42H218V40L222 37V36H219V33H216V31H215V33H213ZM240 33V32H239ZM8 34V33H7ZM108 34V33H107ZM222 34V33H221ZM237 34V33H236ZM99 35H98V37H99ZM106 35V34H105ZM189 35V34H188ZM194 35H195V33H193V39H194ZM199 35V34H198ZM215 35H218L217 37H220L219 39L215 36ZM238 35V34H237ZM0 36H1V34H0ZM18 36V35H17ZM85 36V35H84ZM97 36V35H96ZM117 36H119V37H117ZM183 36H185V35H183ZM195 36H197V34L195 35ZM204 36V35H203ZM202 36V37H203ZM224 36V37H225ZM231 36H233V38L231 37ZM243 36V35H242ZM52 37H53V35H52ZM53 37V38H54ZM189 37V36H188ZM199 37V36H198ZM198 37H197V39H198ZM237 37V36H236ZM240 37V36H239ZM244 37V36H243ZM101 38V37H100ZM100 38H98V40H100ZM102 38H104V37H102ZM196 38V37H195ZM211 38V39H210ZM214 38V39H213ZM65 39H67V40H65ZM85 39V38H84ZM127 39V38H126ZM188 38H187V36L186 37H184V40H185V44H186V42H187V44H186V47H187V45H188V47L189 48H192L191 49V51L192 50H195V48H196V44H198V43H196V42H198L197 40H193L192 38H189L188 40H187ZM218 39V40H217ZM224 39V38H223ZM223 39H221V41L223 40ZM227 39V40H228ZM244 39V38H243ZM242 39V40H243ZM246 39V38H245ZM0 40H2L1 39V37H0ZM64 40L65 41H67V42H64ZM68 40H70V41H68ZM118 40V39H117ZM131 40V39H130ZM183 40V41H184ZM199 40V39H198ZM210 40V41H209ZM211 40H212V42H211ZM225 40V39H224ZM223 40V41H224ZM227 40L225 41V42H227ZM242 40H240L241 42H242ZM83 41V42H82ZM119 41V40H118ZM131 41H133V40H131ZM131 41H130V43H131ZM146 41V43H144ZM220 41V42H221ZM69 42V45L66 47L65 46V44L64 43H68ZM79 42V41H78ZM116 42V43H115ZM175 42H176V44H175ZM210 42V43H209ZM219 42V44L217 43H215L216 45L215 46H217L218 47V49H219V47L221 48V50H218V52H219V54L220 55H218V52L217 51H214L213 52V56H210V58H211V60H210V58H209V69H207L208 67H207V64L205 63V65H206V67H204V68H206V70L205 69H203L202 68V70H203V75H205L204 76V78H203V80H204V82L206 81L207 83H208V87H210V89L212 90V91H210L211 93L210 94H212V92L213 93H215V95L213 96V95H211V96H213V97H215V99H216V97L218 96V98L216 99L217 101H219V104H216V107L214 106L215 104V102L213 101V99H211V101H210V98H209V100H208V98H206L207 99V102H206V99H205V102L204 101H202V100H204V98L203 99H200V97H199V102L200 101H202V103L200 102V104H199V107H200V105L201 104H203L201 107H200V109H199V107H197L198 109V111H203V110H205L206 108L208 109L209 107L211 108V107H215L214 108V110H211L210 108L207 110V112H206V114H204L203 112H205V111H203V112H201L202 114H201V116L202 117H204V123L201 125V127L197 130V131H192L191 133H192V135H193V137L192 136H190V137H192L193 138V142H192V144H195L197 147V153L199 154V156H198V158L196 159V157L195 156H197V155H194L195 153L193 152V149L190 147V145H186V143L181 139V138H179V139H181V140H170L169 141V138L170 137H172L171 136V134L173 135V134H175L176 136H178V137H181V136H179L180 134H178V131H177V128H176V126L178 125V124H176V123H174L175 121L172 119L173 118V116H172V118H170V115H164V116H162L161 117V119L160 118H158V125H156V126H158L159 127V129H161L160 131L158 130V131H156V129H154L156 132H157V134H155V138H152L151 140H150V144H148V146H146V147H144V148H146L140 155H138V156H136L135 158L137 159V161L138 162H140L141 163V165L140 164H138V162H137V164L138 165H140V166H138V168H139V170H136V172H135V174L137 175V176H139L138 178H136V181H137V183L135 182L134 183V186H133V188H132V193L131 194H128L126 191H129L130 189L129 188H127V189H129V190H127L124 186H123V188H125L124 189V191H125V194L127 195H125L124 194V196H122V197H124V198H121L118 202H116L115 204H114V208H112V206H109L108 208L109 209H111L112 211H121L127 218H125L126 220L124 221L125 223H123L122 224V226H119V228L118 227H116V229L115 230H113V232L112 233H108L107 231V229H105V228H103V226L101 225V223L100 222H102V221H104L102 218H100V219H98V217H96L95 219H93V221H90L88 218H87V221L86 222H84L87 226L88 225H90V230L93 228V237H94V240L91 242V243H87L86 245H85V247H84V252H85V254L87 255V262L86 263H84V261H83V259H81V258H79L78 260L76 259V258H74V259H70V258H67V261L69 262V264H158V260H159V258H158V256L160 255V256H165V255H174V254H176L177 252H179V251H182L185 247H186V242L188 243V241L190 242V240L192 239V238H199V237H201V235L203 234V232H205L204 230L205 229H208L209 227H211L212 228V226L213 225H215L214 227H213V230L215 231L214 233L216 234H218V232L217 231H221L219 228H220V224H225L226 222L228 223L229 221H228V219H226V218H224V219H222V220H220L219 222H215L212 226H209L210 224H212V222H211V220H210V218L207 216V213L210 211V210H215V209H217V208H219V204L221 203V202H227L230 206H231V208L232 209H234L235 211H237V212H239V213H241L242 215H244V213H245V211H246V209H245V207H244V201H243V194H242V192L241 191H243L244 193H246L245 195H251V194H253V195H257V193H254V192H252L251 190H254V191H256V188H257V186H258V188H260L261 189V193H262V197L264 198V127L262 128L259 124H258V121H260L261 122V124H262V122L264 123V108H262V109H260V110H258V111H255L254 113H252V115L250 116V117H248L245 113H241V112H239V111H241V110H239L238 109V105H239V103H240V105L243 103V106H244V103H245V100H246V96H245V92L247 91V89H248V84H249V80H251L252 78L250 77V72H249V70L250 69H248V68H245L244 67V69H243V67L239 64V62L241 63V58L240 57H242V60H244V56L245 55H243L242 56V52L241 51H239L240 49H237V50H235V52L236 51H238V53H235V54H233V52L231 51L232 50V46L234 45V44H229L230 45V47L231 48H228L229 47V45L227 46V48H225L224 46H222L221 45V43ZM5 43V42H4ZM56 43V42H55ZM100 43V42H99ZM169 43V45H167ZM224 43V42H223ZM1 44L3 45V43H2V41H1ZM59 44V45H58ZM78 44H80V42L78 43ZM133 44V43H132ZM135 44V43H134ZM171 44V45H170ZM184 44V45H185ZM200 44V43H199ZM241 44V43H240ZM242 44H244V43H242ZM70 45V46H71ZM75 45V42H74V40H73V46ZM147 45V46H146ZM221 45V46H220ZM224 45V44H223ZM236 45H234V46H236ZM1 46V45H0ZM4 46V45H3ZM3 46H2V48H3ZM7 46H9L8 48L10 49V46L11 45H7ZM13 46V45H12ZM55 46V45H54ZM75 46H77V41H76V45ZM79 46H82V45H79ZM123 46V47H124ZM149 46V47H148ZM242 46V45H241ZM78 47V46H77ZM77 47H75L76 49H80L79 47L77 48ZM120 48V49H116V48ZM167 47V50L165 49ZM171 47H173V48H171ZM188 47H187V51H189L190 49H188ZM195 47V48H194ZM224 47V48H223ZM237 47H238V45H237ZM1 48V47H0ZM6 48V47H5ZM12 48V47H11ZM132 48V47H131ZM169 48V49H168ZM185 48V47H184ZM194 48V49H193ZM210 48H212V47H210ZM235 48V47H234ZM239 48H240V46H239ZM13 49V48H12ZM60 49H58V50H60ZM83 49H85V48H81V50L83 51V52H85ZM157 49V52L155 53V54H153L154 53V51ZM180 49V48H179ZM199 49V48H198ZM222 49H225V50H222ZM7 50V49H6ZM5 49H4V54H5V51H6ZM78 50H76V51H78ZM122 52H121V51ZM186 50H183V51H185L186 52ZM197 50V49H196ZM210 50V49H209ZM226 50L228 51L227 53H226ZM1 51V50H0ZM10 51H11V49H10ZM70 51H72V50H70ZM75 51V50H74ZM80 51V50H79ZM110 51H113V53H114V57L112 56V58H111V52ZM120 51V52H119ZM153 51V52H152ZM161 51H160V53H161ZM181 51V50H180ZM2 52V51H1ZM12 52V51H11ZM61 52H62V50H61ZM162 52V53H163ZM176 52H178L177 51V49H176ZM211 52V51H210ZM216 52H217V55H216ZM7 53V52H6ZM58 53H59V51H58ZM72 53H74V52H72ZM111 53V54H110ZM158 53V55H160L159 57L156 55ZM215 53V54H214ZM63 54V53H62ZM77 54V53H76ZM211 54V53H210ZM228 56H230V57H226L227 55ZM83 55V54H82ZM137 55H139V57L137 56ZM156 55V56H155ZM216 55V56H215ZM235 55V56H234ZM4 56H6V59H4L5 57ZM3 56V53H2V56L0 55V60H1V58H2V60L0 61V80H2V81H4L5 79L6 80H9V78L11 79L12 77H10L9 75H7V78H8V76H9V78L7 79V78H5L6 77V75L4 76V74H3V70H4V68L3 67H1L2 66V64L4 65V64H6L5 63V60L8 62H11L12 64H13V62L12 61H10V60H7V59H9L10 57H8L7 58V54H5ZM9 56V55H8ZM76 56V55H75ZM135 56H137L136 58H134ZM166 56V55H165ZM165 56H163V59L164 58H167V56L165 57ZM231 56L233 57H236V56H238L237 57V59L239 60V62H237L236 60V64H234V61L232 62V59L234 58H232V59H230L231 58ZM15 57V56H14ZM72 57V56H71ZM77 57V58H78ZM155 57H157V59H155ZM174 57V56H173ZM213 57V58H212ZM225 57H226V59H225ZM61 58H63V57H61ZM79 58H78V60H79ZM134 58V59H133ZM169 58V57H168ZM172 58V57H171ZM175 58V57H174ZM13 58H11V60H12ZM16 59V58H15ZM66 59L68 60L69 58H67V56H66ZM71 59V58H70ZM74 58H72V60H73ZM146 59H148V61H145ZM163 59H161L160 61H162ZM236 59V58H235ZM17 60V59H16ZM71 60V61H72ZM171 60V59H170ZM173 60V59H172ZM171 60V61H172ZM234 60V59H233ZM246 61H247V58L245 59ZM4 61V62H3ZM65 61V60H64ZM71 61H69V62H71ZM160 61H159V63H160ZM164 61V60H163ZM162 61V62H163ZM166 61H167V59H166ZM197 62H198V60H196ZM203 61V60H202ZM228 61H230L229 62V64H228ZM75 62H76V60H75ZM85 62H81L82 63V66L83 65H86V63ZM161 62V63H162ZM242 62H245V61H242ZM11 63H9V64H11ZM42 63V62H41ZM45 63V62H44ZM72 63V62H71ZM78 64L80 63L79 61L77 62ZM156 63V64H155ZM158 63V65H159V67L160 66H162L163 67V65L165 64V62L164 63H160L159 64ZM167 63H169L168 61H167ZM238 63V64H237ZM8 64V63H7ZM6 64V65H7ZM43 64V63H42ZM66 64H67V62H66ZM77 64V66H79V68H77V69H79V71L81 70V64H79L78 65ZM201 64H203L204 65V63H201ZM45 65V64H44ZM76 65V64H75ZM95 65V67H93ZM148 65V64H147ZM157 65V66H158ZM202 65V66H203ZM204 65V66H205ZM9 66V65H8ZM43 66V65H42ZM71 66V65H70ZM10 68H11V65L9 66ZM46 67H48V66H46ZM66 67H67V65H66ZM68 67H69V65H68ZM76 67V66H75ZM92 67V68H91ZM120 67V68H121ZM134 67V68H133ZM158 67V68H159ZM132 68V71L130 70V69ZM141 68V69H140ZM153 68H152V70H153ZM45 69V68H44ZM77 69L75 70V72H79V71H77ZM84 69H86L85 67H84ZM89 69V68H88ZM117 69H119V67L117 68ZM124 69V68H123ZM128 69H129V71H128ZM143 69V70H142ZM145 69V70H144ZM160 69H162V68H159V70ZM6 70H7V68H6ZM46 70V69H45ZM56 70H58V69H56ZM60 70V69H59ZM66 70V69H65ZM68 71H63L64 72V74H63V76L65 77V79H64V81H61V82H63V83H60V84H67V82L68 83H70L69 82V80L68 81H66L67 80V74L65 73V72H68L69 73V69H67ZM71 70H73V69H71ZM142 70V71H141ZM209 70V71H208ZM252 70V69H251ZM46 71H50V73L49 74H54L55 73V70H53V72H51L52 70H50V69H48V70H46ZM61 71V70H60ZM87 71H89V70H87ZM74 72V74H76ZM80 72H83L82 70L80 71ZM90 72L91 71H89V72H86V74L88 73V75L90 74ZM113 72V71H112ZM112 72H110V74L112 73ZM114 72H115V69H114ZM128 72V73H127ZM153 72V71H152ZM164 72V71H163ZM162 72V73H163ZM43 73H47V72H43ZM58 74H59V72H57ZM57 73H55V74H57ZM73 73V71H71L70 73H69V75L70 74H72ZM85 73V72H84ZM107 73V72H106ZM154 75H157V71L155 72L154 71ZM160 73V71L158 72V74ZM48 74V75H49ZM51 74V75H52ZM54 74V75H55ZM60 74H62V72H60ZM66 74V75H65ZM79 74V73H78ZM81 74V73H80ZM79 74V77H77L76 79H78V78H80V76L82 75H80ZM85 74V75H86ZM93 74V73H92ZM114 74V73H113ZM117 74V76H119ZM47 75V74H46ZM68 75V76H69ZM85 75H82V78L81 79H83V76H85ZM163 75V74H162ZM264 75V74H263ZM58 76V75H57ZM71 76L72 75H70L69 77L71 78ZM73 76H75V75H73ZM101 76V75H100ZM119 76V78H121ZM159 75H157L156 77H158ZM14 77V76H13ZM63 77V78H64ZM98 77V76H97ZM144 77V78H145ZM5 78V79H4ZM57 78H59V76L57 77ZM63 78H62V76H61V78L60 79H62L63 80ZM69 78V79H70ZM74 78V77H73ZM124 78V79H123ZM126 78V79H125ZM127 78H128V80H127ZM160 78V77H159ZM72 79V78H71ZM70 79V80H71ZM158 79V78H157ZM262 79V78H261ZM13 80V79H12ZM59 80V79H58ZM211 80V81H210ZM222 80V81H221ZM223 80H225L224 82H226V84L223 82ZM11 81V80H10ZM92 81V80H91ZM149 81V80H148ZM13 82V81H12ZM131 83H133L132 81H130ZM222 82H223V84L224 85H226V87L225 86H223L222 85ZM234 82V83H233ZM237 83V85H236V83ZM57 83V82H56ZM71 83H73V82H71ZM70 83V84H71ZM130 83V84H131ZM207 83H205L206 85H207ZM233 84V85H236L237 87H236V89L238 90L239 88H241V90H240V92L239 93H233L232 95H231V93L232 92H235V88L234 87H231V85L230 86H228V84ZM2 84H5L4 82L2 83ZM2 84H1V86H2ZM16 83H14V85H15ZM28 83H26V85H27ZM59 84V85H60ZM65 84V86H59L58 87V91H56V87H53V91L55 92V93H57V94H59L60 93V95H61V92H63V91H65V89H69V88H67L68 87V85L69 84H67L66 85ZM80 84H81V82H80ZM83 84V83H82ZM95 84V83H94ZM10 85V84H9ZM33 85V84H32ZM57 85V84H56ZM55 85V86H56ZM93 85V84H92ZM91 85V86H92ZM125 85H124V87H125ZM150 85V84H149ZM205 85V86H206ZM238 85H240V87L238 86ZM1 86H0V88H1ZM5 86H7V85H4V87ZM13 85H11V87H12ZM30 86V85H29ZM39 86V85H38ZM38 86H34L33 85V87H38ZM69 86H71V85H69ZM78 86V85H77ZM80 86V85H79ZM228 86V87H227ZM15 87V86H14ZM31 87V86H30ZM50 87V86H49ZM51 87V88H52ZM128 87V86H127ZM144 87V86H143ZM147 88H148V86H146ZM207 87V86H206ZM207 87V88H208ZM225 87V88H224ZM8 88V87H7ZM10 88V87H9ZM8 88V89H9ZM13 88V87H12ZM38 88H41V89H43L42 87H38ZM44 88H45V86H44ZM48 88V87H47ZM122 88V87H121ZM126 88V87H125ZM207 88H206V92H207ZM228 89V91L229 92H231V93H229V94H227L228 93V91H227V89ZM11 89V88H10ZM14 89V88H13ZM209 89V88H208ZM70 90V89H69ZM68 90V91H69ZM143 90V93H145L144 94V100H145V102H146V97H147V94H146V92H144V90L145 89H142ZM1 91H4L3 90V87L1 88ZM6 91V90H5ZM12 91V90H11ZM16 91V90H15ZM47 91V90H46ZM66 92V95H67V93L68 94H70L69 92ZM121 91V90H120ZM227 92L226 93V97H222V95L224 96V92ZM14 92V91H13ZM51 92V91H50ZM59 92V93H58ZM129 93V91H124L123 92V90L121 91V94L122 93ZM7 93V92H6ZM53 93V92H52ZM64 93V92H63ZM62 93V94H63ZM126 93H125V97H126ZM54 94V93H53ZM74 94V93H73ZM72 94V95H73ZM80 94V93H79ZM89 94V93H88ZM206 94V93H205ZM205 94H204V96H205ZM209 93H208V95H210ZM4 95V94H3ZM56 95V94H55ZM59 95V97H61ZM77 95V94H76ZM76 95H73V97L74 96H76ZM130 95V94H129ZM207 95V96H208ZM235 95H238V96H235ZM2 96V95H1ZM1 96H0V98H1ZM53 96V95H52ZM58 96V95H57ZM63 96H65V93H64V95ZM62 96V97H63ZM78 96V95H77ZM91 96V95H90ZM227 96H228V98H227ZM131 97V96H130ZM206 97V96H205ZM230 97V98H229ZM65 98H67V97H65ZM78 98V97H77ZM148 98V97H147ZM225 98H227V99H225ZM240 98V99H239ZM64 98H62V100H63ZM131 99H132V97H131ZM55 100V99H54ZM64 100H67V99H64ZM71 100V99H70ZM70 100H69V102H70ZM209 101V102H208ZM3 102V101H2ZM66 102V101H65ZM147 102H149V101H147ZM4 103V102H3ZM71 103H72V101H71ZM151 103V102H150ZM217 103V102H216ZM0 104H2L1 102H0ZM68 104H70V103H68L67 102V104H65L64 106H65V113H66V111H68V110H66V107L68 106ZM144 104H146V103H144ZM3 105V104H2ZM67 105V106H66ZM149 105H151V104H149ZM148 106V105H147ZM152 106V105H151ZM151 106H149V107H151ZM218 106V107H217ZM242 106V105H241ZM2 107V106H1ZM69 107V106H68ZM74 107V106H73ZM72 107V108H73ZM101 107V106H100ZM154 106H152V108H153ZM155 107H157V106H155ZM154 107V108H155ZM148 108V107H147ZM45 110H44V112H43V114H45V113H47V112H50V111H58V110H56L55 109V107H53V109H52V107H46V108H44ZM55 109V110H54ZM60 109V108H59ZM63 109V110H64ZM75 109V108H74ZM2 109L0 108V111H1ZM61 110V109H60ZM150 110V109H149ZM153 110H155V109H153ZM196 110V111H197ZM197 111V112H198ZM151 112V114L150 115H152V109L149 111V113ZM155 112H157V111H155ZM165 113H166V111H164ZM64 113V114H65ZM92 113V112H91ZM105 113V112H104ZM149 113L147 112V114L149 115ZM28 114V113H27ZM29 114H30V116H31V114L32 113H30L29 112ZM28 114V115H29ZM55 114V113H54ZM89 114V113H88ZM120 114V113H119ZM156 115H158L159 113L157 112V113H155ZM154 113H153V115L151 116V117H153L154 115H155ZM200 114V113H199ZM38 115H40V117H41V115H42V113H40V114H32V116H33V118L34 117H37L38 118ZM91 115V114H90ZM118 115V114H117ZM147 115V116H148ZM149 115V116H150ZM32 116H31V118H32ZM43 116V115H42ZM65 116V115H64ZM126 116V115H125ZM125 116H123V117H125ZM159 116V115H158ZM157 116V117H158ZM259 117V118H257V117ZM150 117V118H151ZM36 118V119H37ZM102 118V117H101ZM118 118V117H117ZM121 118V117H120ZM249 118H252V120H256V126H253V127H250V126H248L247 124H246V120L247 119H249ZM35 119V118H34ZM38 119H40V118H38ZM56 119V118H55ZM54 119V120H55ZM148 119V118H147ZM153 119V118H152ZM174 119H176V118H174ZM65 120V119H64ZM73 120H75V119H73ZM72 120V121H73ZM77 120V119H76ZM90 120V119H89ZM96 120V119H95ZM94 120V121H95ZM150 120V119H149ZM154 120H155V118H154ZM153 120V122L155 123V121ZM161 122H160V121ZM100 121V120H99ZM148 121V120H147ZM152 121V120H151ZM53 122V121H52ZM98 122V121H97ZM159 122H160V124H161V126H159L160 124H159ZM214 124H213V123ZM38 123V122H37ZM116 123H118V122H116ZM153 123V124H154ZM157 123V122H156ZM178 123V122H177ZM211 123V125H210V129H207V126L209 125ZM41 124V123H40ZM51 124V123H50ZM121 124V123H120ZM145 124V123H144ZM175 124H176V126H175ZM39 125V124H38ZM90 125H92V124H90ZM152 124H150V126H151ZM95 126V125H94ZM113 126V125H112ZM149 126V125H148ZM154 126V125H153ZM179 126V125H178ZM115 127V126H114ZM157 127V128H158ZM155 128V127H154ZM152 129V128H151ZM179 129V128H178ZM153 130V131H154ZM122 131V130H121ZM89 132V131H88ZM119 132V131H118ZM155 132V133H156ZM180 132V131H179ZM91 133V132H90ZM153 133V132H152ZM190 133V134H191ZM123 134V133H122ZM154 134V133H153ZM71 135V134H70ZM89 135V134H88ZM103 135V134H102ZM175 135H173V139H174V136ZM115 136H116V133H115ZM120 136V135H119ZM122 136V138L124 137L123 135H121ZM152 136V135H151ZM154 136V135H153ZM175 136V137H176ZM103 137V136H102ZM177 137V138H178ZM68 138V137H67ZM98 138H101V137H98ZM37 139V138H36ZM102 139V138H101ZM116 139V138H115ZM119 139H121V137H119ZM171 139V138H170ZM98 140V139H97ZM96 139H95V141H97ZM117 140V139H116ZM122 140H124V139H122ZM122 140H120V141H122ZM78 141V140H77ZM89 141V140H88ZM139 141V140H138ZM141 141V140H140ZM139 141V142H140ZM37 142V141H36ZM60 142V141H59ZM134 142V141H133ZM249 142H251L250 144H248L247 145V143H249ZM39 142H37V144H38ZM42 143V142H41ZM70 143V142H69ZM100 143V142H99ZM40 144V143H39ZM115 144V143H114ZM113 144V147H116L115 145ZM117 144V143H116ZM123 144V143H122ZM139 144V145H138ZM138 144H134V145H138L137 147H138V149H139V146H141L142 148H143V146H145V141H143L142 140V142L141 143H138ZM189 144H191V143H189ZM67 145V144H66ZM70 145V144H69ZM75 145V144H74ZM133 145V144H132ZM8 146V145H7ZM7 146H5V144L3 143V141H2V143H0V162H3V163H5L6 161L5 160H7V158L9 157V155H10V153L8 152V151H10V150H8V148H7ZM39 146H41V145H38V147ZM121 146V145H120ZM123 146V145H122ZM130 147H132L131 146V144H130ZM136 147V148H137ZM11 148V147H10ZM9 148V149H10ZM40 148V147H39ZM43 148V147H42ZM123 148V147H122ZM143 148V149H144ZM38 149V148H37ZM91 149V148H90ZM116 149H117V147H116ZM118 149H119V147H118ZM121 149V148H120ZM120 149L119 150H116L115 151V153H117V151H120ZM49 150V149H48ZM89 150V149H88ZM114 150H115V148H114ZM101 151V150H100ZM127 151V150H126ZM114 152V151H113ZM119 153V152H118ZM123 153H124V151H123ZM38 154V153H37ZM36 154V156H38ZM126 154V153H125ZM12 155V154H11ZM48 156H50V154L48 153L47 154ZM123 155V154H122ZM13 156V155H12ZM12 156H10L11 158H12ZM53 158H50V159H54V161H58L59 159H58V157H57V155L55 154V155H51ZM97 156V155H96ZM134 156V155H133ZM35 157V156H34ZM11 158H10V160H11ZM130 158V157H129ZM134 158V159H135ZM97 159V158H96ZM136 159L134 160V161H136ZM9 160V159H8ZM90 161V160H89ZM133 161V160H132ZM133 161V162H134ZM9 161H7L6 163H8ZM52 162H53V160H52ZM92 162V161H91ZM101 162V161H100ZM108 162V161H107ZM125 162V161H124ZM124 162H122V163H124ZM132 162V163H133ZM20 163V162H19ZM19 163H18V165H19ZM117 163V162H116ZM1 164V163H0ZM55 164H57V163H55ZM108 164V163H107ZM113 164V167L114 166H116L117 164H119V161H118V163L115 165V163L113 162L112 163ZM3 165V164H2ZM5 165V164H4ZM8 165V164H7ZM6 165V166H7ZM101 165V164H100ZM111 165V164H110ZM109 164L108 165H101V166H104V167H106V170H105V172L107 171V170H110V168L112 167V165L110 166ZM5 166V167H6ZM87 166V165H86ZM117 166H119V165H117ZM1 167V166H0ZM120 167V166H119ZM2 168V167H1ZM0 168V169H1ZM54 168V167H53ZM87 168L89 169V170H92V171H89L90 172V174L92 173V176L93 177H95L96 179L95 180H98V181H95V183L97 182H99V183H101V182H103L102 180L103 179H101L100 177H98V174H96L94 171H95V169L93 170V169H90L91 168V166H90V168H89V165L87 166ZM58 169V168H57ZM70 170V169H69ZM112 170H113V168H112ZM32 171V170H31ZM71 171V170H70ZM73 171V170H72ZM141 172H143V173H145L146 175L145 176H142V178L143 177H146L147 176V178H145V180H143L142 178H141V176L140 175H143V173L141 174ZM70 173V172H69ZM75 173H76V171H75ZM115 173H117V172H115ZM3 173H1L0 175L2 176V177H4L3 175H2ZM10 174V173H9ZM61 174V173H60ZM72 174H74V172L72 173ZM79 174V173H78ZM6 175V174H5ZM57 175V174H56ZM113 174H111V177H113L112 176ZM118 175V174H117ZM216 175H218V176H223L224 177V180L223 179H220V180H218L217 178H216ZM0 176V177H1ZM104 176V175H103ZM1 177V178H2ZM33 177V176H32ZM57 177H58V175H57ZM111 177H109V178H111ZM6 178V177H5ZM99 178V179H98ZM108 178V177H107ZM108 178V179H109ZM37 179V178H36ZM100 179H101V181H100ZM7 180V179H6ZM38 180V179H37ZM60 180V179H59ZM86 180V179H85ZM88 180V179H87ZM112 181L114 180V179H111ZM80 182V181H79ZM107 182V181H106ZM108 182H110V180L108 181ZM115 182V181H114ZM125 182V181H124ZM96 183V184H97ZM72 184V183H71ZM126 184V183H125ZM238 184V185H237ZM9 185H10V183H9ZM73 185V184H72ZM80 185V184H79ZM86 185V184H85ZM41 186V185H40ZM42 186H43V184H42ZM36 187V186H35ZM86 187H90V186H88V185H86ZM95 187V186H94ZM45 188V187H44ZM91 188V187H90ZM123 188H121V189H123ZM257 188V189H258ZM43 189V188H42ZM42 189L40 190V187H39V189H38V192L40 193L41 191H42ZM120 189V188H119ZM121 189L119 190L120 192H122L121 191ZM37 190V189H36ZM44 191L46 192L47 190H44L43 189V194H45L44 193ZM64 191V190H63ZM123 191V192H124ZM260 191V190H259ZM19 192V191H18ZM42 192H41V194H42ZM122 194V193H121ZM74 195V194H73ZM123 195V194H122ZM129 195V196H128ZM46 196V194L45 195H41L40 196V198H31V201H32V203H33V206L36 208V212H35V214H34V216L36 215V217H37V215H38V217L39 218H41V216L39 215V214H41V213H39L40 211H41V209L43 210V212H45L44 214L46 215L44 218L46 219H44L43 217H42V219H43V221L45 220L46 222H47V225H48V227L50 228V231H49V233H47V235H45V236H47V238H46V240H44V238H43V240H44V242H43V245H44V243L47 245V243L48 244H51V245H55V244H57V245H59V244H61V243H59L60 241L58 240L59 238L57 237V236H59L58 235V233H60V231H61V229L58 231V233H56L55 231V227L57 228V225L60 223L61 224V222H60V220L58 221L57 219H59V218H57L58 216H57V214L55 215V210H53V206L51 207L50 205H52V204H50L49 205V203L50 202H47L46 201V198L47 197H45ZM66 197H68V196H66ZM79 197V196H78ZM143 197L145 198V200L143 199ZM49 198V197H48ZM67 199V198H66ZM1 200H3V197L1 198ZM5 200V199H4ZM4 200H3V211H2V220H0V238H1V241H0V247H2V245L3 246H5L4 247V250L2 251V249L0 250V264H47L45 261L47 260V254H46V252L45 251H43L41 248H40V245L37 243V240L36 239H34L33 237H30V239L28 240V242H24L23 240H21V233H23V232H21L23 229H22V227L19 229H15L14 227H12V225H11V221H10V219H13L12 218V216H10L9 214L10 213H8V208L6 207L7 206V204L8 203H6V205H5V202H4ZM70 200V199H69ZM50 201V200H49ZM166 201H168V202H170L171 203V205L172 206H174V209L173 210H171V211H168L167 210V207H166V203L165 202ZM255 202L257 203V205L255 204ZM255 202H253V204H255V206H260L259 207V210L261 211L262 209H264V199L263 200H255ZM1 205V206H2ZM201 205H206V207L204 208V209H201L200 208V206ZM41 208V209H40ZM253 208H255L254 206H253ZM106 209V208H105ZM40 210V211H39ZM1 211V210H0ZM108 211H110V210H108ZM177 217L178 216V218L176 219V217L174 218V219H176V221H178L176 224H175V226H172L171 224H170V218L172 217V216H174V215ZM170 215H172V216H170ZM32 216H33V214H32ZM57 216V217H56ZM125 216H123V217H125ZM38 217L37 218H35V217H32L33 219H38ZM88 217V216H87ZM95 217V216H94ZM93 217V218H94ZM258 217H259V220L263 223L262 225H263V227H264V212H262V213H259V215H258ZM84 218V217H83ZM41 219V220H42ZM179 219H181L180 221H179ZM86 220V219H85ZM13 221V220H12ZM88 221H90L91 222V224H92V222H94L93 224H92V226L94 225V227H91V224H87L88 223ZM98 222L100 223V224H98ZM18 222H16V224H17ZM45 223V222H44ZM83 223V222H82ZM226 223V224H227ZM60 224H59V226H60ZM14 225V224H13ZM45 225H46V223H45ZM46 225V226H47ZM74 225V224H73ZM79 224H77V226H78ZM217 225V226H216ZM18 226V225H17ZM58 226V227H59ZM80 226H81V224H80ZM47 227V228H48ZM64 227V226H63ZM75 227V226H74ZM74 227H72V229L74 228ZM82 228H83V225L81 226ZM17 228V227H16ZM24 228V227H23ZM61 228V227H60ZM86 228V227H85ZM118 228V229H117ZM222 228V227H221ZM25 229V228H24ZM75 230H76V227L74 228ZM80 229V228H79ZM87 229V228H86ZM58 230V229H57ZM69 230H70V228H69ZM78 230V229H77ZM80 230H82V229H80ZM26 231V230H25ZM30 231V230H29ZM46 231V230H45ZM48 231V230H47ZM64 231H65V229H64ZM252 231V230H251ZM62 232V231H61ZM90 232V231H89ZM88 232V233H89ZM261 232V231H260ZM31 233V232H30ZM68 233V232H67ZM252 234L249 236V237H251L252 238V240L253 241H255V245L253 246V248L250 250V255H251V257H252V259L254 260V262L256 263V264H264V259L261 257L262 256V252L264 251V236H263V234L261 235L258 231H254L253 230V232H251ZM25 234V233H24ZM28 234V233H27ZM44 234H45V232H44ZM57 235V236H56ZM61 235V234H60ZM63 235V234H62ZM60 237H62L61 239H63L64 237L63 236H60ZM188 239H190V240H188ZM193 239V240H194ZM247 239V238H246ZM59 241V242H58ZM82 241V240H81ZM58 242V243H57ZM83 242V241H82ZM191 242H192V240H191ZM116 243H118V244H116ZM189 244V243H188ZM62 245H63V243H62ZM105 245H108V246H115V249L114 248H112L113 250L112 251H110V252H108L109 251V248L107 247V246H105ZM48 247H49V250H47V251H50V246L49 245H47ZM81 246V245H80ZM60 247V246H59ZM82 247V246H81ZM58 249H60V248H58ZM62 249H63V246L61 247V252L59 253V254H61L62 253ZM59 250V251H60ZM101 250H103L102 252H101ZM110 250H111V247H110ZM66 253H67V251H66ZM48 254H49V252H48ZM58 254V257H59V259H64L63 257H61V255H63V254H61V255H59ZM72 256H73V254H72ZM61 257V258H60ZM74 257V256H73ZM51 256H50V260H51ZM57 258V257H56ZM49 259V258H48ZM66 259V258H65ZM49 260V261H50ZM52 261V260H51ZM54 261V260H53ZM53 261L52 262H50V263H53ZM61 261V260H60ZM65 261V260H64ZM55 262V261H54ZM68 262H66V263H63V264H68ZM60 264H62V262H59Z\"/></svg>",
	"mask_w": 264,
	"mask_h": 264
},
{
	"label": "crops",
	"instance_id": "obj_3",
	"mask_svg": "<svg viewBox=\"0 0 264 264\" xmlns=\"http://www.w3.org/2000/svg\"><path fill=\"white\" fill-rule=\"evenodd\" d=\"M254 244L244 239L238 243L223 241L207 254H198L187 264H256L250 255Z\"/></svg>",
	"mask_w": 264,
	"mask_h": 264
}]
</instances>
